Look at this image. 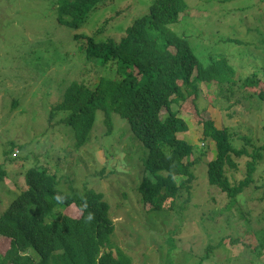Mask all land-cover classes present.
I'll list each match as a JSON object with an SVG mask.
<instances>
[{
  "label": "rangeland",
  "instance_id": "374dc122",
  "mask_svg": "<svg viewBox=\"0 0 264 264\" xmlns=\"http://www.w3.org/2000/svg\"><path fill=\"white\" fill-rule=\"evenodd\" d=\"M150 1L106 0L80 28L69 29L58 23V6L50 0H0V167L7 172L0 182V214L27 188L25 173L44 167L57 176V188L66 194L87 189L103 194L115 228L112 250L117 255L120 248L132 264H264V250L248 246L264 233V156L254 182L229 205L207 178L215 143L203 140L202 125L174 105L189 125L179 137L206 153L194 155L201 159L193 167L190 193L183 190L179 198H167L161 210L153 211L138 191L140 181L151 178L143 166L146 150L125 119L113 113L109 130L97 112L80 146L67 124V112L50 119L72 82L93 88L100 77L112 78L116 72L113 63L102 66L88 59L75 36L119 41L132 21L147 12ZM185 2L182 20L169 29L186 40L203 67L225 60L234 70L232 80L218 87L201 84L200 108L215 106L210 116L217 128H230L237 148L250 151L244 138L263 145L264 102L243 81L256 77L264 87V0ZM232 160L236 168L226 172L234 184L245 177L249 158L233 155ZM58 212L76 218L79 209L71 205Z\"/></svg>",
  "mask_w": 264,
  "mask_h": 264
},
{
  "label": "trees",
  "instance_id": "16d2710c",
  "mask_svg": "<svg viewBox=\"0 0 264 264\" xmlns=\"http://www.w3.org/2000/svg\"><path fill=\"white\" fill-rule=\"evenodd\" d=\"M104 1L50 3L54 8L58 6L59 24L78 29ZM186 10L185 0H152L147 12L132 21L119 41L76 35L79 48H84L88 59H95L102 66L113 63L116 72L112 78L100 77L93 88L72 82L50 113L52 120L55 113L67 112V124L74 130L79 146L87 141L97 112H102L109 130L113 113L125 119L133 137L146 150L143 166L151 178H143L138 191L142 202L152 205L153 211L161 210L167 198H179L183 190L190 193L193 167L201 159L194 155L206 153L205 149L201 153L195 150L178 136L189 130L179 112H190L202 125L203 140L215 143L216 156L207 162V178L229 205L254 182L264 156V144L257 146L247 138L243 140L250 151L246 146L237 148L232 144L230 128H217L210 113L200 108L201 84L214 82L218 87L232 80L234 70L225 60L203 67L186 40L169 29L182 20ZM65 15L69 18L65 19ZM256 79H246L243 87L255 88L253 94L264 102V87ZM174 105L178 106V113L173 110ZM233 155L249 158L245 177L236 185L226 172L228 167L236 168ZM6 175L0 167V182ZM25 181L27 188L0 214V264H132L131 257L120 248L115 249L117 255L112 250L110 236L115 228L102 193L87 189L66 194L57 188V176L44 167L29 169ZM71 205L79 209L76 218L58 212ZM177 233L178 230L174 234ZM260 238L247 245L264 250V233H260ZM237 242L245 244V240ZM210 248H206L205 258Z\"/></svg>",
  "mask_w": 264,
  "mask_h": 264
},
{
  "label": "crops",
  "instance_id": "0c3cea01",
  "mask_svg": "<svg viewBox=\"0 0 264 264\" xmlns=\"http://www.w3.org/2000/svg\"><path fill=\"white\" fill-rule=\"evenodd\" d=\"M211 109H214L212 106H208V108L206 109L209 113H210V115H212V111H211ZM183 113V112H182ZM188 114V113H187ZM186 116V115H185ZM185 116H181L182 118H185ZM192 123H193V121H192ZM193 127H195V125H194V123H193ZM201 129H202V126H201ZM183 134V133H182ZM202 134V133H201ZM179 136V135H178ZM193 139H195V138H193Z\"/></svg>",
  "mask_w": 264,
  "mask_h": 264
}]
</instances>
